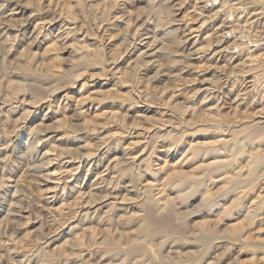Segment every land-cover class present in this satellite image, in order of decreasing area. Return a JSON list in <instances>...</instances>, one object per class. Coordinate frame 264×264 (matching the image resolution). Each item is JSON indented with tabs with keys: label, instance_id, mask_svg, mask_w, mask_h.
<instances>
[{
	"label": "bare ground",
	"instance_id": "obj_1",
	"mask_svg": "<svg viewBox=\"0 0 264 264\" xmlns=\"http://www.w3.org/2000/svg\"><path fill=\"white\" fill-rule=\"evenodd\" d=\"M61 1L0 0V43L14 65L0 48V163L26 167L10 198L0 178V264H264V0H195L191 16L192 0H142L154 25L132 16L130 0H108L115 21L109 3ZM117 37L110 53L105 39ZM51 39L40 62L33 49ZM57 43L72 61L53 55ZM195 201L204 211L191 223ZM24 212L16 223L36 220L32 244L30 232L17 240ZM60 232L70 237L56 254Z\"/></svg>",
	"mask_w": 264,
	"mask_h": 264
},
{
	"label": "rangeland",
	"instance_id": "obj_2",
	"mask_svg": "<svg viewBox=\"0 0 264 264\" xmlns=\"http://www.w3.org/2000/svg\"><path fill=\"white\" fill-rule=\"evenodd\" d=\"M20 1H21V3H28V2H29V0H20ZM92 1H93V0H92ZM99 1L101 2L100 5L97 4ZM99 1L97 2V0H96V2H97V3H96L95 0H94L93 2H95L94 4L99 5L100 8H102V9H104V8H108V7H109L108 9H110V8L112 7V8L110 9V10L112 11V12H110V16H111V18L115 21V19L112 17V15L114 16L115 14H117V12L119 11V8H113V6H112V2H111V1H109V2H108V0H107V2H106V0H103V1H102V0H99ZM138 1H139V2H138ZM64 2H65V0H64ZM64 2H63V0H62V1H61V4L63 3V5H66L67 2H65V4H64ZM103 2H106L107 4H103V5H102ZM110 2H111V3H110ZM120 2H123V1H120ZM130 2H132L131 5H130V7H129V8L131 9V14H132V16H135L137 13L141 14V13L143 12L141 17H143V19H145L146 16H148L147 19L149 18L150 21L152 20V21H151V22H153L152 25L155 24V21L157 20V19L155 18V16H153L152 13H151V15H149V12H148V11H145V12H144V10H145V8H146V7H145V6H146V3H145L144 1H142V0H130ZM133 2H134L135 4H134ZM192 2H194V3H192ZM33 3H34V4H33L34 7H37V6L39 5V4H38V0H33ZM108 3L111 5V7H110V5H109ZM144 3H145V5H144ZM132 4L134 5V7L132 6ZM35 5H36V6H35ZM143 5H144L145 8L143 7ZM194 5H195V0H192V1H190V3H189V2L187 3V6H186V7L189 8L188 10H190V8H191V10H190V12H189V15H190V16H191V14H192V15L194 14V13H193L194 11H192V7H193ZM67 6H68V4H67ZM103 6H104V7H103ZM105 6H106V7H105ZM196 6H197V5H196ZM198 6H200V5L198 4ZM198 6H197V7H198ZM131 7L133 8V10H132ZM142 7H143V9H142ZM66 8H67V7H66ZM9 9L11 10V8H9ZM9 9H5V10H7L5 15H9V13L12 12V11H10ZM115 9H116V10H115ZM130 9H128V10H130ZM137 9H138V10H137ZM194 9H195V8L193 7V10H194ZM185 10H186V9H185ZM185 10H183V12L180 11V13H179V11H177V13H176L177 15L174 13V14H175V15H174V16H175L174 18H175V23H176V24H180L181 21L185 20V18H186V17L184 18V14H185L184 11H185ZM114 11H115V12H114ZM132 11H133V13H132ZM134 11H135V12H134ZM140 11H141V12H140ZM146 12H148V13L145 14ZM175 12H176V11H175ZM182 14H183V15H182ZM205 14H208V13L205 12ZM205 14H203V16H204ZM129 15H130V14H129ZM143 15L145 16V18H144ZM136 16H137V15H136ZM136 16H135V17H136ZM149 16H151V17H149ZM180 16H181V17L183 16V17H182L183 19L180 18V19H177V21H176V18H179ZM16 17H17V16H16ZM201 17H202V15H201ZM201 17L198 18V21L201 19ZM2 18H3V17H2ZM5 18H6V17H5ZM112 19H111V20H112ZM154 19H155V21H154ZM113 20H112V21H113ZM179 20H180V21H179ZM118 21H119V23H117ZM126 21H127V20H124V22H126ZM16 22H18V21H16ZM132 22H133V21L131 20L130 23H129V25L131 24V25L129 26V34H131V33L133 34V32H132V31H133L132 28L134 29V25H135V24H134V22H133V24H132ZM193 22H194V20H193ZM195 22H197V21L195 20ZM127 23H128V22H127ZM104 24H105V23H104ZM115 24H116L115 27L117 28L116 30H119L120 26H123L122 18H121L120 20H117V21L115 22ZM117 24H118V25H117ZM2 26H3V25H0V28H1ZM117 26H119V27H117ZM132 26H133V27H132ZM123 27H125V25H124ZM123 27H121V28H122V31L120 30L121 33H122L123 31L125 32V30H124ZM131 27H132V28H131ZM167 27H168V25L162 27V29H165V28H167ZM121 28H120V29H121ZM162 29L159 30V32L163 31ZM259 30H260V29H259ZM120 31H119V32H120ZM0 32H1V31H0ZM117 32H118V31H117ZM124 32H123V33H124ZM55 34H57V30H55ZM92 34H93V32H92ZM151 34H152V33H150L149 35H151ZM122 36H123V34H122ZM151 36H152V35H151ZM0 37H1V36H0ZM93 37H94V35H93ZM106 37H107V36H106ZM147 37H149V36H145V37L143 36V38H142L143 40L141 39V40H138V41H137V44L140 45V47H143V49L146 47V44H147L148 40L151 39V37H149V38H147ZM0 40H1V38H0ZM53 40H54V39L48 40V42H46L45 44H43L39 49H36V48L33 49L34 52H36V51L38 50V51H37L38 54H40V52H41V55H38V54H37L38 59H39L40 62H41V60H44V59H42V58H44V56L42 55V54H43L42 51L45 50V47H46L48 44H52V43H53ZM50 41H51L52 43H51ZM141 41H142V44L139 43V42H141ZM146 41H147V42H146ZM0 42H1V41H0ZM109 42H110V41L108 40V38H106V39H105V45H107L108 47L111 46L110 48H108L109 52H110V50H111L112 47H114L115 50H116V45L119 44V43H118V42H119L118 37H117V40L115 39V41L110 42V44H109ZM114 42H116V43H114ZM111 43H113L114 45L111 44ZM0 44H1V43H0ZM54 45H55V46H54ZM54 45H53V47H54L56 50L52 47V51H53L52 53H53V55H54V54H55V55L57 54V55H58V59H61V60H60L61 62L64 60V62H63L64 65L67 64L69 61H72L71 56L68 55V53L65 51V49H63V48L61 49V47H59V43H57L58 46H57L56 44H54ZM17 46H18V47H17ZM42 47H44V49H43ZM123 47H124V46H121V45H120V46H119V49L121 48L120 50L123 51V49H124ZM0 48H1V50L4 49V48L2 47V44L0 45ZM14 48H15V50H12V51H13L12 54L14 53V51L16 52L17 49H18V51L21 50V49L23 50V46H20V47H19V45H15V47L13 46L12 49H14ZM16 48H17V49H16ZM114 48H113V49H114ZM113 49H112V50H113ZM22 50H21V51H22ZM174 50H175V49L173 48V49H172V55H175V53H176V51H175V53H174ZM118 51H119V50H118ZM3 52H4V53H3ZM3 52H1V53H2V56H3V54H5V52H6L5 49L3 50ZM19 52H20V51H19ZM61 52H62V53H61ZM112 52H114V51H112ZM110 53H111V52H110ZM15 54H17V52L14 53L13 55H15ZM57 55H56V56H57ZM2 56L0 57V61H3V59H4V58H2ZM4 56H5V57H6V56H9V57H6V58H5V62H7V61L10 62V60L12 59V58L10 57V54H5ZM40 56H41V58H40ZM56 56H55V57H56ZM7 58H8V60H7ZM9 58H11V59H9ZM40 59H41V60H40ZM128 60H129V59H128ZM5 62H4V63H5ZM65 62H66V63H65ZM221 62H222V63H221ZM221 62L218 64V65L220 66V67H219V68H220L219 71H220L221 73H223L222 70L225 69L224 72H227V71L229 70V68H226L225 65L222 66V64H225V63H224L223 61H221ZM0 63L2 64L3 62H0ZM126 63H127V62H126ZM6 64H8V62H7ZM8 65H10V63H9ZM12 65H13V64H11L10 66L13 67L14 65H13V66H12ZM154 65L157 66V64H154ZM221 66H222V67H221ZM192 67H193V69H194V66H192ZM156 68H157V67H156ZM156 68H155L153 71H151L150 74H151V73H154V71L157 70ZM221 69H222V70H221ZM221 73H220V74H221ZM2 76H4V75H2ZM4 77H5V76H4ZM190 77H191V78H190ZM208 77H209V79H211V80H215V78H210V77H212V73H209V74L207 75V78H208ZM2 78H3V77H2ZM185 78H186V77H185ZM192 78H193V76H190V75H189V79L192 80ZM4 79H5V78H4ZM189 79H188V77H187V81H186L185 79H184L185 81L183 80V82H186V83L188 82V84H186L188 87H187L186 85H185L186 87H185V86H184V87H185V88H188L187 90L189 91V94H190V93L193 94L195 90L193 91L192 89H193L194 87L197 86V82H196V84H195V82L193 83V81H192V82H191V81H188ZM191 83H192V84H191ZM161 84H162V83H161ZM240 84H241V83H240ZM162 85H164V83H163ZM189 88H190V90H189ZM69 89H70V90H69ZM71 89H72L71 87L68 88V91H71ZM224 89H226V88H224ZM240 89H244V88H243V85L241 86ZM68 91H67V92H68ZM252 93H253V94H251V96L249 95L250 103L253 102L254 105H255L257 102L260 103V100L257 99V98H260V96L262 95V94L260 93V90H259V93H258V91H257V93H256V91H255V92H252ZM255 93H256V94H255ZM252 95H253V96H252ZM254 95H255V96H254ZM256 96H258V97L256 98ZM60 97H62V95H60ZM225 98L227 99L228 103H226V105L221 109V111L223 110L222 113L225 114V116L227 115V113H229V114L227 115V116L229 117V116H231V115L233 114V109H232V106H231V105H232V104H231L232 102H231V101L233 100V98H235V94L232 93V94H230V95H227V97H225ZM229 98H230V99H229ZM255 98H256L257 101L253 100V99H255ZM263 98H264V97H263ZM231 99H232V100H231ZM251 99H252L253 101H252ZM258 100H259V101H258ZM229 102H230V103H229ZM262 102H264V100H263ZM26 103H27V102H26ZM60 103H61V105H62V103H65V102H64L63 99H62V100L60 101ZM60 103L58 102V104H60ZM259 103H257L258 105L256 104V106H254V105L251 104L252 108H251V106L247 107V108H248L247 110L249 111V113H251L252 110H254V111H258V109L261 107V106H260L261 104L259 105ZM230 104H231V105H230ZM16 105H17V106L21 105V107H24V104H21L20 102L14 104V106H16ZM229 106H230V107H229ZM7 109H8V107H7ZM31 109H33V108H31ZM34 109H35V108H34ZM34 109H33V110H34ZM242 109H243V108H242ZM23 111H24V110H23ZM23 111L20 110L19 113L17 112V113L14 114V115L12 114V118H13V119H14V118L16 119L17 117L20 118V117L22 116V114H23V113H22ZM20 113H21V114H20ZM230 113H231V114H230ZM240 114H241V113H240ZM240 114H239V115H240ZM241 115H243V114H241ZM20 119H21V118H20ZM40 119H41V118H37V119L35 120V122L33 123V126L36 127V126L39 124L38 122H41ZM8 120H9V119H8ZM8 120L5 122V127L8 129V132H9L10 130H12V129L14 128L13 126H14L17 122H15V121H13V120L11 121V119H10L9 121H8ZM10 121H11V123H10ZM21 121H22V120H21ZM21 121H19V122H21ZM12 122H14L15 124L12 123ZM36 123H37V124H36ZM11 124H14V125H11ZM10 127H11L12 129H10ZM9 129H10V130H9ZM10 137H11V134H10V136L7 135V138H10ZM12 137H13V140L15 141L16 138L14 137V135H13ZM46 138H47V137H46ZM46 138H44V139L41 141V143H40V145H41V146H40L41 153H42V151H45V149L43 150V148H44V146H45V144H46V143L44 142V140H46ZM43 142H44V146H42V145H43ZM24 143H25L24 140H23V143H21V145H19V144L17 143V148H20L22 145L24 146ZM5 146H6L5 144H2L1 147H0V149H1V151H0V153H1L0 156L2 157V159H3V156H6V155H5L6 153H5V151H4V150H5ZM42 147H43V148H42ZM43 153H44V152H43ZM43 153H42V154H43ZM2 155H3V156H2ZM1 157H0V159H1ZM12 158H13V157L10 156V159H12ZM0 164L2 165V166L0 165V178H2V177L5 175V176L3 177L2 180H3V182H4V181L6 182L5 188H7V189L3 188V189L1 190V194H2V193L4 194V192L7 191V198H10V195H11V194H15V193H14V192H15V188H14V186H15V184H14V183H15V180L18 179L19 176H20L22 173H24V169H26V167L23 166V165H21V164H20V161H17V162L15 163L16 166H15V165L13 166V170H11V169L8 168L10 165H7L8 167L6 166L5 168H3V167H4V164L6 165V163H4V162H2V163H0ZM162 164H163V163H162ZM17 166H18V167H17ZM20 166H21V167H20ZM19 167H20V168H19ZM1 168L3 169V171H2ZM22 168H23V169H22ZM16 169H17V170H16ZM8 170H9V171H8ZM14 170H15L16 172H15ZM21 170H23V171H21ZM11 172H12V173H11ZM1 173H2V174H1ZM6 173H7V174H6ZM14 173H15V174H14ZM19 174H20V175H19ZM10 175H12V176H11V179H10V177H9ZM16 175H17L18 177H17ZM1 176H2V177H1ZM15 176H16L17 178H16ZM21 176H22V175H21ZM83 177H84V176H83ZM82 183L84 184L83 181H82ZM7 184H8V185H7ZM43 184H44V183H43ZM12 186H13V187H12ZM8 188H9V189H8ZM3 190H4V191H3ZM8 190H9L10 192H8ZM11 191H12V192H11ZM67 192H68V191H67ZM8 193H9V195H8ZM73 194H75V195L77 196V192H76V193L74 192V193H72V194H70V195L68 194L69 196H68L66 199L69 201V200L73 199L74 197H76V196H74ZM12 196H14V195H12ZM72 197H73V198H72ZM68 198H69V199H68ZM53 199H56V198L54 197ZM84 199H86V195L84 196ZM1 200H2V199H1ZM67 200H66V201H67ZM66 201H65V202H66ZM68 201H67V202H68ZM71 201L74 202V199L71 200ZM71 201L68 202V203L73 204ZM38 202L41 203L40 205L43 204V203L41 202V200H39V199H38ZM38 202H37V203H38ZM196 202H198V201H195V202L193 203V205H191L190 208H189L191 211H196V213L194 212V213H192L191 215L188 216V219H189L188 221L191 222V223H192L193 220H199V219H198L199 217L194 218L196 215H198L197 213H201V212L204 211V209H202V210L198 209V210H197V208H195V207H196V205H195ZM1 204H2V205H7V204H6V201H5V202H2V203H1V201H0V205H1ZM38 204H39V203H38ZM38 204H37V205H38ZM58 204H59V203H58ZM58 204H56V206H57ZM71 204H70V205H71ZM17 205H19V204H17ZM23 206H24V205H23ZM58 206H59V205H58ZM194 206H195V207H194ZM41 207H43V205H42ZM193 208H194V209H193ZM5 214H7V213H4L3 216L8 220L9 216H8V215L5 216ZM21 214L23 215V217H24V216H25V217H24V218H21V219H20V218H17L15 221H13V224L16 223L17 221H19V222H21V223H24V222H22V221H23L24 219L26 220V218H27V217H26L27 214H26L25 212H24V213H21ZM192 215H194V216H192ZM5 218H3L4 222L7 221V220H5ZM18 219H19V220H18ZM20 220H21V221H20ZM33 220H34V221H33ZM33 220H32L33 222L31 221V222H29V223H25L26 225L24 224V226H23V224H22V226H18L19 224L16 223V225H17L18 228H21V227H22L21 229L17 230V233H16L17 240H19V242H22V241H21V240H22V237H23L22 235L25 234V232H30V234L28 235V236H30V237H28L29 240H27V241H28L30 244L34 243L33 241L36 239V236H35V235H37V233H36L35 230L33 231V229H34V227H33L34 224H33V223H35V221H36L35 219H33ZM20 225H21V224H20ZM214 225H215V224H214ZM214 225H212V226L215 227ZM11 226H12V225H11ZM26 226H27V227H26ZM223 227H224V226H223ZM223 227H221L219 230H224ZM24 228H25V229H24ZM31 228H33V229H31ZM47 229H48V228L46 227L45 230H44L46 235H47V233L49 232V230H47ZM189 230H190V228H189ZM191 230H195V229L191 227ZM21 231H22V232H21ZM47 231H48V232H47ZM18 232H19V233H18ZM60 234H61V235H60ZM60 234H59L57 237H55L56 240H54L52 246L48 248V249H50V251H51V250L55 251L56 254H58V252H59V247H58V245H59L60 243H62V241H63L62 245H61V244H60V245L63 246V245L65 244V245H64V248H66V243H64V242H65L64 240L67 239V238H65V237H70V236H64L62 232H60ZM187 235H188V234H187ZM185 237H186V236H185ZM185 237H184V238H185ZM32 238H33V239H32ZM63 238H64V240H63ZM58 239H59V240H58ZM30 240H32V241H30ZM27 241H26V243H28ZM60 241H61V242H60ZM31 242H32V243H31ZM54 242H55V243H54ZM57 244H58V245H57ZM54 245H55V247H54ZM56 245H57L58 248L56 247ZM60 245H59V246H60ZM51 248H52V249H51ZM53 248H55V250H54ZM60 248H61V247H60ZM184 250H188V248L185 247ZM236 255H237V254H236ZM236 255H235V256H236ZM237 257H238L241 261H243V259L246 258V256H243V255H240V257H239V256H237ZM5 259H6V258H5ZM7 260H8V259H7ZM229 260H231V261H230L231 263L233 262L232 259H229ZM229 260H227L225 263L227 264V262H228V264H229V263H230ZM240 260H239V261H240ZM237 261H238V260H237ZM234 263L236 264V262H234ZM234 263H233V264H234Z\"/></svg>",
	"mask_w": 264,
	"mask_h": 264
}]
</instances>
